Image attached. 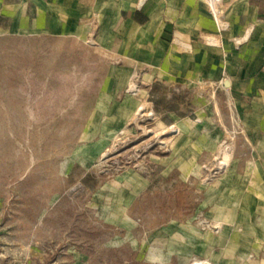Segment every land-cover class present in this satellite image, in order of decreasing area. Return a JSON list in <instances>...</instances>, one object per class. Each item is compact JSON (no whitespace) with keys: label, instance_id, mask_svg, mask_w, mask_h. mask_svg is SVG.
<instances>
[{"label":"rangeland","instance_id":"obj_1","mask_svg":"<svg viewBox=\"0 0 264 264\" xmlns=\"http://www.w3.org/2000/svg\"><path fill=\"white\" fill-rule=\"evenodd\" d=\"M117 65L0 38V264H264L263 135L221 98L170 127Z\"/></svg>","mask_w":264,"mask_h":264},{"label":"crops","instance_id":"obj_2","mask_svg":"<svg viewBox=\"0 0 264 264\" xmlns=\"http://www.w3.org/2000/svg\"><path fill=\"white\" fill-rule=\"evenodd\" d=\"M221 23L198 0H0V38L92 42L123 76L137 71L153 115L170 127L206 116L203 103L231 101L252 146L264 138V0H226ZM244 165L264 167V158Z\"/></svg>","mask_w":264,"mask_h":264},{"label":"built area","instance_id":"obj_3","mask_svg":"<svg viewBox=\"0 0 264 264\" xmlns=\"http://www.w3.org/2000/svg\"><path fill=\"white\" fill-rule=\"evenodd\" d=\"M208 9L210 16L218 28L222 27V8L226 0H198Z\"/></svg>","mask_w":264,"mask_h":264}]
</instances>
